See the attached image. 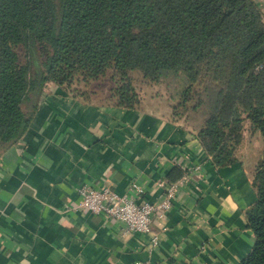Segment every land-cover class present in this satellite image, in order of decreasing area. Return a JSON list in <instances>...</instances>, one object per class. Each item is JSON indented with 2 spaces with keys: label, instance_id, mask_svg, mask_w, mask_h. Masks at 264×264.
Wrapping results in <instances>:
<instances>
[{
  "label": "crops",
  "instance_id": "crops-1",
  "mask_svg": "<svg viewBox=\"0 0 264 264\" xmlns=\"http://www.w3.org/2000/svg\"><path fill=\"white\" fill-rule=\"evenodd\" d=\"M147 101L130 109L47 85L26 133L0 156V264H240L251 253L245 211L257 200L255 166L239 154L216 166L188 120ZM181 170L190 179L166 220L154 222L155 247L148 234L122 236L119 223L76 209L86 184L124 194L136 181L160 202L157 181Z\"/></svg>",
  "mask_w": 264,
  "mask_h": 264
},
{
  "label": "trees",
  "instance_id": "trees-1",
  "mask_svg": "<svg viewBox=\"0 0 264 264\" xmlns=\"http://www.w3.org/2000/svg\"><path fill=\"white\" fill-rule=\"evenodd\" d=\"M134 73L163 90L172 120L195 127L216 166L239 161L247 121L264 139L255 0H0V156L24 136L49 83L93 102L89 87L109 80L106 104L135 109L147 96ZM252 185L245 216L255 244L240 264H264V155Z\"/></svg>",
  "mask_w": 264,
  "mask_h": 264
},
{
  "label": "built area",
  "instance_id": "built-area-1",
  "mask_svg": "<svg viewBox=\"0 0 264 264\" xmlns=\"http://www.w3.org/2000/svg\"><path fill=\"white\" fill-rule=\"evenodd\" d=\"M262 12L264 14V9ZM184 171L183 177L175 182L166 179L157 181L164 194V199L160 202L150 201L145 189L136 181L129 184L124 194L100 184H86L79 190L80 201L76 209L102 216L107 222L119 223L122 236L132 233L148 234L151 247H155L159 243V234L153 228L154 222L166 220L179 188L190 179V171ZM144 264L162 263L147 261Z\"/></svg>",
  "mask_w": 264,
  "mask_h": 264
},
{
  "label": "rangeland",
  "instance_id": "rangeland-1",
  "mask_svg": "<svg viewBox=\"0 0 264 264\" xmlns=\"http://www.w3.org/2000/svg\"><path fill=\"white\" fill-rule=\"evenodd\" d=\"M135 80V87L139 96H147L145 97L147 103L149 102L147 107L152 109L162 111V105L165 104L166 99L163 96V90L160 87H152L147 83H144L142 77L138 73L133 74ZM84 85H73V88H84ZM111 82L109 80H104L100 83H94L91 85L90 92H93L96 95L93 96V99L101 104H106L109 100V95L111 94ZM152 100V101H151ZM244 143L243 145L239 146L237 149L238 156H243L244 158L248 159L254 166H256L258 157L260 154L264 152V139L259 132L255 133L251 129V124L249 121L246 122V128L244 133Z\"/></svg>",
  "mask_w": 264,
  "mask_h": 264
}]
</instances>
